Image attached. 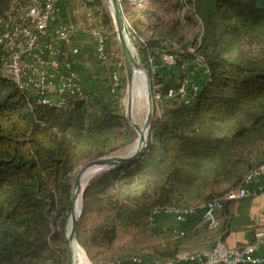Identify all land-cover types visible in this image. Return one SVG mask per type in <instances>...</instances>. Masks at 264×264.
I'll list each match as a JSON object with an SVG mask.
<instances>
[{
    "label": "trees",
    "instance_id": "16d2710c",
    "mask_svg": "<svg viewBox=\"0 0 264 264\" xmlns=\"http://www.w3.org/2000/svg\"><path fill=\"white\" fill-rule=\"evenodd\" d=\"M15 1L0 0V18ZM158 1L171 3L173 12L185 0ZM186 1L191 15L173 17L172 27L149 7L138 9L143 17L126 14L160 107L141 157L98 175L84 191L78 239L90 261L100 255L110 259L107 264L175 260L184 233L154 228V213L221 200L227 214L234 200L225 195L244 186L248 173L264 162V157L253 163L232 158L236 150L264 141V2ZM85 2L98 8L104 33L114 37L103 0ZM187 25L199 29L191 41L179 33ZM144 26L152 30L149 37ZM164 53L174 56V65L162 67ZM198 58L206 78H191L199 91L183 95L188 66ZM88 96L81 88L67 94L66 106L39 103L0 71V264H66L72 174L82 150L100 156L134 141L118 109H101ZM222 181L231 188L216 190Z\"/></svg>",
    "mask_w": 264,
    "mask_h": 264
},
{
    "label": "built area",
    "instance_id": "2783aa9c",
    "mask_svg": "<svg viewBox=\"0 0 264 264\" xmlns=\"http://www.w3.org/2000/svg\"><path fill=\"white\" fill-rule=\"evenodd\" d=\"M59 1L61 0H29L26 4H22L16 0L7 16L0 18V71L4 77L13 80L20 89L36 97L39 103L66 106L67 94L78 93L81 90L72 60L79 49L72 47L69 54L63 52L60 62L56 65V69L64 79L59 88L62 97L57 102H53L50 97L51 82L44 69L45 62L37 58V51L42 40L50 35L57 36L65 45L71 44L68 28L53 26L56 19V6ZM93 34L97 38L98 57L114 63L110 91L116 95L123 84L124 57L117 51L116 46L111 50L108 48V35L102 29L94 30ZM197 60L203 61L202 58ZM162 62L172 66L175 64V58L170 53H164ZM191 80L189 78L184 82L180 87V93L187 95L191 90V93L195 95L199 91V85ZM159 98L160 96L157 95V99ZM263 175L264 162L248 173L244 186L229 191L224 199L239 200L249 196L251 191L248 185ZM221 205V200H211L196 208L202 210L203 219L210 229L218 227L216 211L220 209ZM196 209H168L156 212H174L177 214L178 220H186L187 216ZM261 248H264V229L255 233L253 242L242 247H229L224 240L219 238L209 248L194 252L182 251L177 254L175 260L198 264H258L264 261V256L258 254Z\"/></svg>",
    "mask_w": 264,
    "mask_h": 264
},
{
    "label": "crops",
    "instance_id": "0c3cea01",
    "mask_svg": "<svg viewBox=\"0 0 264 264\" xmlns=\"http://www.w3.org/2000/svg\"><path fill=\"white\" fill-rule=\"evenodd\" d=\"M54 27L68 28L71 44H63L57 36H48L41 42L37 58L45 62V71L50 86V97L57 102L62 97L59 91L64 79L56 69L63 52L70 53L72 47L79 52L72 57L82 90L87 93L90 102L101 109H115V95L110 91L111 76L114 70L112 61H105L97 55V38L93 31L103 28L101 14L96 6L88 5L85 0H61L56 6ZM103 30V29H102ZM108 48H115L112 35L107 38ZM264 175L248 185L251 194L243 199L234 200L225 214L218 209L216 216L218 227L210 229L203 219L201 209L192 211L186 220H178L174 212L159 211L154 214L153 226L158 230L172 229L184 233L180 251L194 252L206 249L222 236L225 243L232 248L242 247L254 241L255 233L264 229ZM264 256V248L259 249ZM50 264H55L51 262ZM119 264H198L190 261L169 260L159 262L152 257L125 259ZM258 264H264V261Z\"/></svg>",
    "mask_w": 264,
    "mask_h": 264
},
{
    "label": "water",
    "instance_id": "95a60500",
    "mask_svg": "<svg viewBox=\"0 0 264 264\" xmlns=\"http://www.w3.org/2000/svg\"><path fill=\"white\" fill-rule=\"evenodd\" d=\"M108 4L109 10L111 12L115 30L117 33V37L119 39L122 54L124 57L125 62V71L127 76V83H128V91H127V106H126V118L131 124L132 127L137 131L138 136L135 141H137V148L127 154H118L112 153L109 155L101 156L97 159H94L84 165L80 171L78 172L77 176L75 177L73 188H72V207L70 211V215L67 221V228H66V252H67V259L66 264H75L76 255H75V243L79 244L77 239V225L78 220L81 216L83 204L77 217L75 202L77 196L84 191L89 183L88 180L91 178L93 179L97 174L103 171L114 169L118 166H121L126 163H130L139 159V157L144 152V149L147 146V140L149 135V130L151 129L152 121L155 115V102H154V95L153 90L150 83V74L142 64L140 57L136 51V46L132 40L131 32L129 29V24L126 19L121 0H105ZM110 3V4H109ZM142 68L146 71L148 76V83H149V93H148V109H147V116L145 119V129L147 133L141 131V126L134 120L133 117V108H134V96H133V89L136 81V71ZM87 183L85 187L83 183ZM92 263V262H91ZM93 264V263H92Z\"/></svg>",
    "mask_w": 264,
    "mask_h": 264
},
{
    "label": "rangeland",
    "instance_id": "374dc122",
    "mask_svg": "<svg viewBox=\"0 0 264 264\" xmlns=\"http://www.w3.org/2000/svg\"><path fill=\"white\" fill-rule=\"evenodd\" d=\"M28 1L29 0H21L22 4H25ZM172 1H174V0H172ZM263 2L264 1L261 0V3H263ZM121 3H122V7H123V10H124L125 16H126L127 13H130V15L132 13L134 16L136 14H138L139 17H143L142 13L138 9H142L144 7H149L153 11H156V13H159V15L163 18L164 22L168 23V27H172L174 25V23H173L174 20L173 19L175 17H179V15L180 16L181 15L182 16L183 15L190 16L191 15L190 13L192 12V4H190L186 0L184 1L183 6L181 7V9L179 11H173V12L168 11V7L169 6L172 7V4L171 3H170V5L169 4H162L159 1H158V3H156V2H154V0H121ZM103 5L110 12L109 7H108V4L105 2V0H103ZM133 11H135V12H133ZM126 19H127V16H126ZM127 21H128V19H127ZM145 22L147 23V20L146 19H145ZM143 25H146L147 26L148 23L147 24H143ZM113 26H114V23H113ZM146 26L143 27V30H144V32L146 34L145 37H149L150 35H152V30L150 28L146 27ZM114 28H115V26H114ZM129 29H130V25H129ZM198 30L199 29H198V26L197 25L196 26H188L187 25V26L181 28L180 31H179V33L181 34V36L183 37V39L185 41H188V40L191 41L193 39V37L197 34V31ZM130 32H131V30H130ZM114 34L115 35H114L113 38L115 39L116 49L123 56L122 49H121V45H120L119 39L117 37V33H114ZM180 34H178L177 37H179ZM131 37H132V40H133V42L135 44V39H134V37L132 35V32H131ZM175 41L176 40H174V43H176ZM176 45H178V44L176 43ZM135 46H136V44H135ZM190 49H193V47H190ZM136 51L138 53L137 47H136ZM138 56L140 57L139 53H138ZM161 64H162V67L163 66L164 67L167 66L163 62H161ZM188 68H189V72H190V79L191 78H196V79H198V81H200V79H202V77H205L206 78V75H207L206 65H205V63L203 61L196 60L194 62H190ZM146 70L148 71L147 68H146ZM196 79H194V80H196ZM194 80H192V81H194ZM122 82H123L122 87L119 89V91L117 92V94L119 92H121L123 89H124V92L121 94L122 95L121 97H117V100H116V106L117 107H115V109H118V111L125 116L126 115V106H127V91H128V83H127L126 71L122 73ZM150 83H151V87H152V90H153L151 76H150ZM194 83L198 84L196 81ZM159 107L160 106L157 103L156 106H155V112H156V110H159ZM146 116H147V110L139 111V113L137 111L136 117H137V121L139 122V124L140 123L141 124H144L145 123ZM125 118H126V116H125ZM126 120H127V118H126ZM127 122L130 125V127L132 128V130L134 131V137H135L134 141L131 142L130 144L122 147V148L117 149L116 151H113V152H110V153L104 154V155H109V154H112V153H116L118 151L121 152L122 150H125L126 148H128L129 146H131L135 142V140L137 139L138 133L134 129V127L131 126V124L129 123L128 120H127ZM152 139L153 138H152L151 129H150L149 130V135H148V140H147V146H148L149 142L152 141ZM147 146L144 149V151L147 149ZM104 155H100L99 156V155H97V152L94 151L93 149L84 148L82 150L81 154H80L79 159L77 160V165H76V167L74 169V172L72 174V183H74L75 177L77 176L78 172L80 171V169L84 165H86L88 162H90V161H92L94 159H97V158H99L101 156H104ZM263 157H264V141L263 142H258V143L253 144V145H249L248 147L243 148V149L236 150L235 151V156H233L232 158H233V160L243 159L246 163L247 162L253 163L255 161L261 160ZM242 164L243 163H240L238 165L239 169L242 167ZM104 172H106V171H103V172L97 174L95 177H97L98 175H100V174H102ZM230 185L231 184H229L227 181H222V182L216 184L214 186V188L216 190H219V191L220 190L221 191H225V190L231 188ZM82 211H83V209H82ZM81 215H82V213H81ZM80 220H81V216H80V218L78 220V225H77V239H78V229H79L78 226H79ZM92 223H93V211L87 216V221H86L87 227H91ZM65 227L67 228V224H66ZM66 228H65V233H66ZM65 239H66V236H65ZM78 242H79V239H78ZM66 246H67V241H66ZM92 251H96L97 252L99 250L97 249V250H92ZM109 261H110V259H107V258L103 257L102 255L98 256V258L95 259V261H92L91 260V262L93 264H107V263H109Z\"/></svg>",
    "mask_w": 264,
    "mask_h": 264
},
{
    "label": "bare ground",
    "instance_id": "6f19581e",
    "mask_svg": "<svg viewBox=\"0 0 264 264\" xmlns=\"http://www.w3.org/2000/svg\"><path fill=\"white\" fill-rule=\"evenodd\" d=\"M148 93H149V83H148L147 73L144 69L139 68L136 71V81L133 89V96H134L133 117L136 122H138L136 117L137 111L139 113V111L148 109ZM140 126H141V131L147 133L144 124L140 123ZM137 144H138L137 141H135L131 146H129L125 150H122L121 152L118 151L116 153L118 154L131 153L137 148ZM91 180L92 178L88 180L87 183H89ZM87 183L84 182L83 186L85 187ZM82 204H83V195L82 193H80L77 196L75 202L77 217L79 216ZM75 255H76L75 264H92L85 250L82 248L81 245L77 243H75Z\"/></svg>",
    "mask_w": 264,
    "mask_h": 264
}]
</instances>
